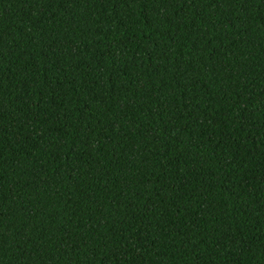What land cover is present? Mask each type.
<instances>
[{
	"label": "trees",
	"instance_id": "trees-1",
	"mask_svg": "<svg viewBox=\"0 0 264 264\" xmlns=\"http://www.w3.org/2000/svg\"><path fill=\"white\" fill-rule=\"evenodd\" d=\"M0 264H264V0H0Z\"/></svg>",
	"mask_w": 264,
	"mask_h": 264
}]
</instances>
